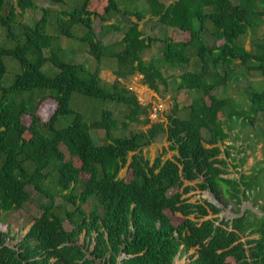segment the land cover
I'll return each instance as SVG.
<instances>
[{
	"label": "trees",
	"instance_id": "obj_1",
	"mask_svg": "<svg viewBox=\"0 0 264 264\" xmlns=\"http://www.w3.org/2000/svg\"><path fill=\"white\" fill-rule=\"evenodd\" d=\"M14 1L20 11L33 6V0ZM46 1L60 4L64 0ZM92 1L85 0L79 9L66 13L70 20L59 24V32L62 38H75L74 25L87 29L82 40L95 58V69L59 58L58 37L47 34L48 11L34 26L21 25L15 34L11 29L14 8L8 0H0V26L9 28V36L17 41L13 48L0 46V88L7 73L5 58L16 60L21 69L11 86L2 88L0 99V221L31 202L30 189L44 198L39 215L17 243L10 245L16 237L0 231V264H174L180 253L189 255L193 250L185 264H264V216L246 211L239 218L221 219V208L185 197L211 191L224 208L234 206L236 215L245 202L257 206L262 200L264 204L262 169L230 178L231 153L222 150L238 127L261 132L255 139L264 143V88L254 91L248 84L239 94L241 100L227 94L239 66L258 72L264 83V43H257L255 50L237 44L239 37L255 35L259 25L264 26V9L257 7L264 0H175L170 4L141 0L147 9L133 12L120 9L118 0H105L101 15L91 10ZM7 3L10 11L5 15ZM148 14L156 25L183 35L160 39L165 43L161 56L147 61L143 56L153 37H146L139 27ZM97 16L117 31L122 29L119 24L109 25L111 18L134 17L135 22H130L118 42L105 45L94 29ZM107 59L117 63L116 80L109 85L101 78V64ZM47 63L58 70L56 76L42 72ZM188 66L194 68L177 77L165 74ZM136 74L156 94L161 95V86L167 91L172 80L175 94L188 91L195 97L190 106L180 109L174 95L164 121L151 123L148 107H142L119 81ZM39 90L51 94L32 108L30 101L7 100L8 94L16 97ZM74 93L124 104L131 123L149 128L113 138L112 133L125 131L128 123L120 127L110 110L91 123L77 114L68 126L56 128L59 117L72 114ZM50 99L56 102L55 110L44 122L38 111ZM27 116L29 125L24 123ZM141 116H145L143 122ZM92 129L104 131L110 141L95 143ZM161 136L169 143L163 153L177 155L148 159L144 148ZM246 158L239 159V164L233 158V167L244 165ZM126 168L130 173L124 178L121 173ZM175 215L184 220L174 223L171 216ZM67 221L72 226L69 230ZM81 236L93 246L91 250L78 245ZM253 236L258 239H250Z\"/></svg>",
	"mask_w": 264,
	"mask_h": 264
},
{
	"label": "rangeland",
	"instance_id": "obj_2",
	"mask_svg": "<svg viewBox=\"0 0 264 264\" xmlns=\"http://www.w3.org/2000/svg\"><path fill=\"white\" fill-rule=\"evenodd\" d=\"M10 6L14 9V20L11 24V29L15 34H18L21 31V25H29L34 26L38 20H40L46 14L49 18L48 26H47V34L58 37L57 44L61 47V52L59 54V58L66 63H75V64H84L86 67L95 69L96 62L95 58L89 54V45L86 41L82 40L84 37L87 29L84 28L81 24L74 25L72 27V33L74 34L75 38H65L60 37L59 32V24L69 22L70 16L66 15V13H71L76 9H79L85 0H64L60 4H50L46 0H33V6L24 10L20 11L17 8L16 1L8 0ZM164 3L169 4L172 3L174 0H162ZM233 3H238L239 0H231ZM7 2V0H6ZM91 10L101 15L100 13L103 11V8L106 6L105 0H93L90 4ZM118 5L120 9H127L131 10L132 12L137 11H145L147 9V4L145 1L141 0H118ZM258 9H264V4L259 3ZM4 14L8 15V3L7 6L4 7ZM149 16V19L146 17ZM145 18L148 21L142 23L141 30L146 37H153L152 39V46L150 49L146 50L144 54L145 60H150L152 57H160L162 52V45L164 42H161L160 39L165 40L167 37H181L183 34L178 35L172 31L165 30L160 25H156L155 20H152L150 15L148 14ZM132 18L117 16L116 18H111L108 23H113L121 27L122 30H111L107 28L108 26L104 24L101 19L97 16L94 18V29L97 32L98 38H100L104 44L112 45L118 42L123 37V32L125 31L126 27L130 25L132 22ZM258 23V22H257ZM257 34L251 35H243L238 38L237 44H242L245 46L247 50L253 48L255 50L257 43H264V26L259 25L257 30ZM172 34V35H171ZM23 38H20V42H23ZM17 44L16 39L12 36H9V28L0 26V46L6 48H13ZM120 47L116 48L114 52L118 51ZM44 54L48 56V51H45ZM5 65L7 67V73L2 81V88H8L11 86L12 82L14 81L15 76L20 73L21 69L19 64L13 58L7 57L4 60ZM197 59H195L194 63L190 66H195ZM117 63L114 60H104L101 64L102 72L101 77L105 84H112L116 80L115 70L117 69ZM191 67H177L176 69H171L169 72H166V75L174 74V77L177 75L185 72L190 71ZM42 72L50 77H54L58 74V70L54 68L51 64L47 63L42 67ZM235 76L239 77L236 78ZM242 76V77H241ZM233 81L231 83V89L228 91V96L236 95V98L241 100L240 93L243 92L244 88H248L249 85L253 87L251 90L254 91H261L264 88V83L261 80V75L256 71H247L244 67H237L235 73L232 75ZM172 81V80H171ZM168 82L167 91L164 90V87H160L161 95L156 94L152 91V98H148L145 100V104L148 102L154 101L153 96H156L157 99L167 103L169 113L171 108L174 105L173 96L175 95V103L179 105V108H185L191 105L193 98L195 95L193 93H189L188 91H181L178 94H175L172 90L173 84L172 82ZM122 88L126 89V80H120ZM249 84V85H248ZM2 88H0V99L2 97ZM140 90H147L148 88L144 86L143 83L140 84ZM146 92V91H145ZM147 93V92H146ZM51 94L49 90H39L33 93H23L18 96H14L12 94H8L7 100H15L17 102L20 101H30L29 108H32L37 105L39 99L44 95ZM132 95V93H130ZM139 95L144 101L143 96ZM136 95V94H133ZM138 96V95H136ZM55 101L50 99L46 103H44L38 111V116L44 122L48 121L50 117L53 115L55 110ZM70 107L73 110L72 114L61 116L58 118L55 127L56 128H63L68 126L74 119L77 114H80L83 117L84 121L91 123L93 121H97L101 118L102 112L104 110H110L114 114L115 120L119 122L120 127L122 126L123 122L128 123V127L125 131L122 129L117 132L112 133V137H125L128 136V133H142L146 132L149 128V125H144L143 123H131L127 119V115L129 114L127 107L124 104L116 103L113 101H104L102 99H94L90 98L81 94L74 93L71 96L70 100ZM145 116L140 117V121L143 122ZM30 118L27 116L24 119V123L26 125L30 124ZM261 127V125H259ZM262 129L264 127L262 126ZM43 132L48 133V130H44ZM91 137L95 143L103 144L110 141L109 136L104 132L96 129L91 130ZM261 134V132L257 131L256 129L252 130L250 127L247 129H242L238 127L231 133V139L227 141V145L222 147V150L227 149L231 153V158H229L228 163L231 166L229 169V177L236 178L239 177L238 173L247 174L249 175L253 168L255 169H262L261 178L264 180V145H262L263 141L260 138H256V135ZM249 137V138H248ZM249 140V141H248ZM257 143V145H255ZM168 142L166 141L165 136L159 137L155 143L151 146L144 148L143 153L145 156L150 159L154 160L156 157L162 155L163 159L172 157V154L168 151L167 154L163 153V148L167 146ZM264 144V143H263ZM249 145H252L253 149L249 148ZM255 145V146H254ZM244 151V153H241ZM247 156L246 162L244 165L239 166L237 169L233 167V158L237 159L236 164H239V159L244 156ZM225 157V156H224ZM129 170L126 168L122 171L121 176L124 178L129 177ZM264 185V183H263ZM32 193V200L31 202L22 210L16 211L11 214H6L3 219L0 221V231L2 232H9L12 236L16 237L15 241H11L10 245H14L20 240L30 229L33 220L36 216L40 213V206L44 203V198H42L39 194L35 191L30 189ZM190 199L192 201H201L206 200L210 201L212 199L211 194L209 192L196 191L194 195L190 194ZM62 199L57 198V203H61ZM217 201V200H216ZM220 208L223 210L222 214H225V218L233 217L235 208L234 206H228L224 208L220 201H217ZM260 203L263 205V201L260 200ZM249 204V203H248ZM245 207H241V210ZM171 219L174 223H181L184 218L180 215L171 216ZM66 229H71V224L67 221L65 222ZM78 245L82 247H90V250L93 246H89L85 243L84 236H81ZM186 258L181 253L179 259L175 261L174 264H183Z\"/></svg>",
	"mask_w": 264,
	"mask_h": 264
},
{
	"label": "crops",
	"instance_id": "obj_3",
	"mask_svg": "<svg viewBox=\"0 0 264 264\" xmlns=\"http://www.w3.org/2000/svg\"><path fill=\"white\" fill-rule=\"evenodd\" d=\"M175 1V0H174ZM171 3V2H170ZM169 3V4H170ZM147 19H149V16L148 17H146ZM144 19L141 23H140V30H141V27H142V23L143 22H145V21H148L147 19ZM132 20L135 22V19H134V17L132 18ZM107 24V23H106ZM109 25H112L113 23H108ZM171 31V30H170ZM169 31V32H170ZM172 33H173V31H172ZM172 35V34H171ZM100 39V38H99ZM106 45V44H105ZM138 74H136V75H134V77L135 76H137ZM141 76V75H140ZM102 78V77H101ZM133 78V77H132ZM132 78H130L129 80H127L126 82H127V84H130V82L132 81ZM120 81V80H119ZM142 81H143V79H142ZM142 83V82H141ZM126 84V85H127ZM145 86V85H144ZM147 93H146V92ZM144 96H143V99H144V101L143 102H139L140 103V105L142 106V107H148V109H149V105L151 104L150 102L148 103H146L145 104V100H147L148 98H152V94L150 93V91H149V89H147V90H144ZM136 96V95H135ZM137 97V96H136ZM138 99L140 98V96H138L137 97ZM153 99L155 100L156 99V96H153ZM166 105H167V103H166ZM168 107V106H167ZM167 111H168V108H167ZM262 145H264L263 143H262ZM168 146H169V143L167 144V146L165 147V148H163V149H167L168 148ZM162 149V150H163ZM171 154H172V157H170V158H166L165 160H167V159H172L175 155H177V153L176 152H171V151H169ZM194 185V184H193ZM205 192H211V191H205ZM194 193L195 192H193V193H191L192 195H194ZM201 193H203V192H201ZM212 193V192H211ZM185 197H191L190 196V194L189 195H187V196H185ZM216 199V198H215ZM214 199V200H215ZM217 200V199H216ZM215 200V201H216ZM190 201L191 202H196V201H192L191 199H190ZM260 202V201H259ZM209 203H211L210 201H209ZM249 203V204H248ZM212 204V203H211ZM262 205V203H260V205L258 204L257 206H254V204L252 203V201H250V202H245V203H243L242 205H241V207L243 206V207H245L244 209H242L241 210V214L240 215H236V214H234V215H236V216H239V217H241V216H243L244 214H245V212L246 211H251L252 213H254V214H256L257 216H259V217H263L264 216V213H262L260 210H259V208H260V206ZM264 205V204H263ZM241 207H240V209H241ZM264 207V206H263ZM220 208V207H219ZM243 213V214H242ZM222 214V213H221ZM221 214L219 215L220 216V218H221ZM223 215V214H222ZM225 215V214H224ZM226 217V216H225ZM224 217V218H225ZM224 218H221V219H224ZM228 219H233V217H231V218H228ZM250 239H258V236H253V237H250ZM194 253V250L193 251H191L190 252V254H193ZM189 254V255H190ZM180 255H181V253H180ZM180 255L176 258V260L177 259H179V257H180ZM184 255V258H186V260H185V262L183 263V264H185L186 263V261H187V257L189 256V255H185V254H183Z\"/></svg>",
	"mask_w": 264,
	"mask_h": 264
},
{
	"label": "built area",
	"instance_id": "obj_4",
	"mask_svg": "<svg viewBox=\"0 0 264 264\" xmlns=\"http://www.w3.org/2000/svg\"><path fill=\"white\" fill-rule=\"evenodd\" d=\"M143 77L140 75H137L132 78V81L128 85V90L136 95H142L144 93V90H140V84L142 82ZM137 96V97H138ZM139 102H142V99H138ZM148 109V118L151 123H158L163 122V115L167 112V105L165 102L161 101L160 99H155L154 101L150 102Z\"/></svg>",
	"mask_w": 264,
	"mask_h": 264
},
{
	"label": "water",
	"instance_id": "obj_5",
	"mask_svg": "<svg viewBox=\"0 0 264 264\" xmlns=\"http://www.w3.org/2000/svg\"><path fill=\"white\" fill-rule=\"evenodd\" d=\"M210 194H211V197H212V199H210V202L212 203V204H214V205H216L217 207H220L219 205H218V203H217V201H215L216 199H215V196L210 192ZM215 199V200H214ZM243 214V213H242ZM226 215H222L221 214V218H224ZM234 218H239V216H236V215H234L233 214V219ZM122 258H124V257H122Z\"/></svg>",
	"mask_w": 264,
	"mask_h": 264
},
{
	"label": "clouds",
	"instance_id": "obj_6",
	"mask_svg": "<svg viewBox=\"0 0 264 264\" xmlns=\"http://www.w3.org/2000/svg\"><path fill=\"white\" fill-rule=\"evenodd\" d=\"M128 85H129V84L126 85V86H127V89H128ZM165 114H166V113H165ZM182 254H183V253H182ZM179 255H180V254H179ZM179 255H178V256H179ZM185 255H186V254H185ZM175 261H176V260H175ZM187 261H188V257H187ZM187 261H186V262H187Z\"/></svg>",
	"mask_w": 264,
	"mask_h": 264
}]
</instances>
